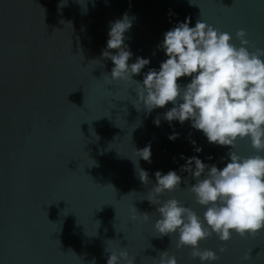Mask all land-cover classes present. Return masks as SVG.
I'll return each mask as SVG.
<instances>
[{
  "label": "water",
  "instance_id": "obj_1",
  "mask_svg": "<svg viewBox=\"0 0 264 264\" xmlns=\"http://www.w3.org/2000/svg\"><path fill=\"white\" fill-rule=\"evenodd\" d=\"M125 14L128 63H150L133 80H111L114 64L102 52L111 24ZM186 18L190 27L200 19L229 33L237 47L244 29L249 51L264 49V0H0V264H107L121 251L134 264H154L166 250L177 264H201L190 247L177 249L178 233L158 236V205L147 199L155 172L176 171L181 186L158 199H177L203 222L206 206L188 190L195 179L180 171L181 157L222 169L230 147L210 144L191 121H167L172 103L149 113L136 83L159 70L164 34ZM149 144L150 163L137 152ZM232 150L264 155L248 138ZM199 248L219 256L204 264H264V229L243 237L233 231L226 242L213 233Z\"/></svg>",
  "mask_w": 264,
  "mask_h": 264
},
{
  "label": "clouds",
  "instance_id": "obj_2",
  "mask_svg": "<svg viewBox=\"0 0 264 264\" xmlns=\"http://www.w3.org/2000/svg\"><path fill=\"white\" fill-rule=\"evenodd\" d=\"M189 24L190 18H186L164 34L159 47L167 59L158 71L150 69L144 74L142 83H136L139 85L138 102L149 113L172 103L174 106L164 114L167 121L181 124L191 121V126L202 131L210 144L230 147L227 154L230 162L222 169L206 165L197 156L181 157L186 159V164L180 171L188 172L195 179L188 190L199 205L206 206L203 222L177 199L164 202L158 199L165 191L171 192L181 186V176L176 171L163 175L155 172L156 184L147 199L158 205L156 211L160 218L154 224L158 236L178 233L177 249L190 247L192 257L204 264L219 259L217 252L199 248L200 241L213 233L226 242L233 231L243 237L255 236L264 229V155L242 157L232 150L238 140L248 138L257 153H264V49L250 52L244 29L236 32L241 45L237 47L231 43L229 33L200 19L194 27ZM131 27L127 14L111 24L107 50L102 52V56L114 64L111 80H133V76L139 75L150 63L149 59L141 57L128 63L133 54L124 43V33ZM109 50L116 52L112 54ZM182 77H190V83L182 86L178 82ZM154 124L160 125L159 117ZM178 136L174 132L169 139L174 141ZM191 143L196 152L202 151L195 146V141ZM137 152L143 160L151 162L150 144ZM136 168H139L138 161ZM138 173L141 182L147 184L148 173L140 168ZM187 182L185 179L184 183ZM142 216L149 219L147 213ZM225 251V247L219 248L220 253ZM249 258L248 253L244 259ZM134 259L127 251L119 255L112 252L107 264H121L122 261L134 264ZM153 261L154 264H177L176 257L170 256L168 250L159 252L158 259ZM92 264H96L95 259Z\"/></svg>",
  "mask_w": 264,
  "mask_h": 264
}]
</instances>
